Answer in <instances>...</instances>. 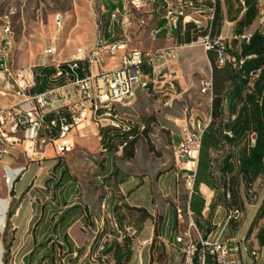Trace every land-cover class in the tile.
Returning a JSON list of instances; mask_svg holds the SVG:
<instances>
[{
  "label": "crops",
  "instance_id": "0c3cea01",
  "mask_svg": "<svg viewBox=\"0 0 264 264\" xmlns=\"http://www.w3.org/2000/svg\"><path fill=\"white\" fill-rule=\"evenodd\" d=\"M210 1L203 0L204 5L209 6ZM256 2L257 15L251 25L247 26L249 20L243 19L245 7L242 0H215L216 13L212 22L211 38L225 39L227 41L225 45L228 48L232 47V42H238V48L242 38L257 31L256 27L261 24V6L264 0H256ZM195 17L193 15L194 20ZM248 17L250 18V14ZM156 24L159 25L158 22ZM188 25L194 28L192 23ZM204 27L205 24L197 29H205ZM178 28H184V26L179 24ZM190 40L189 34L187 41ZM153 42L161 47L172 45V42L165 41L162 36ZM205 58L211 72L213 67H217L212 77L213 93L215 97H220L229 86L231 70L227 66H217L215 51L206 52ZM166 85L162 84L160 87H151V89L155 90L156 94L162 93ZM90 127L98 143L91 138H81L77 143L80 147L91 144L94 147L97 146V153L104 159V168L96 177L93 186L96 187L100 177L112 182L113 186L98 203L99 210L95 214L91 212L90 205L73 202L62 208L63 212L73 206L78 207L74 215L66 217L65 226H58L52 233L59 216L51 214L41 217V223L48 224L43 231L41 226L34 230L35 238L41 232L43 233L41 240L44 237H51L52 233L61 245H64L63 236L66 235L67 243L63 249L70 250V253L64 257L63 263L66 261V264H89L86 261L87 257L99 256V258L109 257L112 264H181L182 256L175 245V238L190 230L192 235L199 234L210 242H213L221 232L219 241L227 246L229 254L234 253L232 248L237 244L247 250L237 254L236 259L239 264H264V174L255 177L253 171L244 170L240 166L241 148L245 144H248L247 148L252 146L254 135H246L233 147H226L225 150L228 152L218 163L220 166L221 161L225 157L228 158L227 163L222 165L229 167L222 178L225 185L218 190L222 196L219 194L214 196L215 193L203 184L198 186V193L193 195V189L190 192L184 185L185 172L177 168L173 152L171 157L162 154L155 160L156 162H151L149 157L154 155L152 143H149L152 150H149L148 146L144 150L138 147L140 142L138 139L131 150L126 148L123 154L122 149L119 150V139L107 138L102 144L99 131L93 125ZM148 134L149 132L147 136ZM183 137L182 140H167L165 148L176 149L180 143L185 142L184 134ZM144 140L147 142L145 138ZM50 152L53 151L47 150L35 159L41 161ZM128 152L133 155L132 158H127ZM21 153H24L23 145L12 147L9 156L5 157L0 164L2 168L25 169L14 184L18 187L22 183L21 188H23L34 182V177L42 169L32 174L34 164L26 167L25 162L22 164L17 162ZM245 154L246 157L248 153L245 152ZM210 155L213 159L218 156L213 152ZM142 159H144L143 162ZM31 161L34 162L33 159ZM146 161L149 162V167H157L154 170L145 169ZM126 168L140 169V172L131 174L126 171ZM150 173L154 176L153 180ZM215 175L218 177L217 173ZM70 184V181L65 182L58 193L64 196L66 190L70 189ZM224 194H229L231 200L227 201ZM72 197L71 195L70 198ZM0 205H4L1 200ZM232 205L240 209L241 217L238 222L232 221L224 225L227 210ZM28 206L31 204L23 205L22 202L11 219L14 229L21 228L25 233L33 217L28 212ZM6 212L5 207L0 209L2 227H4ZM112 225L113 228L109 232V226ZM87 231H90L92 236L86 248V256L83 257L81 247L87 241ZM0 232L2 233V229ZM2 255L3 246L0 235V264H3ZM205 264H215V262L211 256H207Z\"/></svg>",
  "mask_w": 264,
  "mask_h": 264
},
{
  "label": "built area",
  "instance_id": "2783aa9c",
  "mask_svg": "<svg viewBox=\"0 0 264 264\" xmlns=\"http://www.w3.org/2000/svg\"><path fill=\"white\" fill-rule=\"evenodd\" d=\"M184 4H193V11L188 15L176 13V6ZM215 8V0H211L209 6H205L203 0H162V4H155L153 0L152 8H143V0H134L133 4L115 0V6H109V9L102 5L90 51L68 62L54 64V74L48 77L32 67L13 65L10 59L14 47V42L10 40L12 32L8 25L5 26L0 49V162L9 156L12 147L19 145H23V151L29 159L37 158L47 150L65 156L74 149L72 133L91 125L97 130L109 128L123 133H127V128H134L137 135L141 134L144 126L135 128L129 122L127 126L113 125V117H120L114 111L107 113L111 115V122H98V116H95L96 106L115 101L122 103L125 108L131 105L133 90L146 89V94H149L151 87L157 84H168L170 91H173L169 76L176 64L178 49L202 47L205 52L215 50L218 67H223L227 62L233 64V60L224 54V47L219 42H209ZM194 13L210 17V29H197V23L193 22ZM155 14L166 19V26L153 34L152 41L162 36L165 41L172 42V45L133 48L130 34L134 27H130V18L138 17L137 29L144 30L154 21ZM174 16L184 18V28H176ZM103 17H106V32L103 29ZM190 23L194 25V29L190 33L191 40L185 42V28ZM202 33L205 35L202 36ZM249 37L250 35H246L243 38ZM38 87L43 89L37 93L35 90ZM200 93L213 100L212 78L201 83ZM171 103L172 99H168L163 105L170 107ZM190 123L195 126L196 134H191L187 126H184L185 142L180 143L173 154L177 168L185 172L184 185L191 192L200 139L207 125L194 124L192 120ZM226 135L229 136V133ZM123 146L125 144L119 150ZM24 170L4 167L5 184L12 187ZM232 221L236 222L233 205L227 210L224 225ZM220 235L221 232L213 242L199 234L192 235L190 230L176 236L175 245L182 256L181 264H205L206 255L211 256L215 264H239L237 254L247 250L237 244L233 254H226L227 246L220 243Z\"/></svg>",
  "mask_w": 264,
  "mask_h": 264
},
{
  "label": "rangeland",
  "instance_id": "374dc122",
  "mask_svg": "<svg viewBox=\"0 0 264 264\" xmlns=\"http://www.w3.org/2000/svg\"><path fill=\"white\" fill-rule=\"evenodd\" d=\"M105 1L107 0H0V49L2 48L3 29L8 25L12 32L10 38L14 42L10 59L15 67H32L36 72L41 73L45 66H49L47 69H53L52 66L56 63H65L81 54L86 55L94 44L96 20L100 8L104 5L109 9L111 5L110 1L107 3ZM155 4L162 3L157 0ZM152 7L153 1L148 2L145 8ZM153 16L154 21L147 25L145 30L137 29L138 17L132 18L134 29L131 30L130 37L133 48L161 47L152 41L151 32L160 18L157 14ZM204 17L206 15L201 14L196 16L195 20L203 25ZM105 21L106 17H103L104 32H106ZM256 28L264 31V3L261 6V24ZM211 41L219 42L222 47H225L227 42L223 38H210L209 42ZM205 53L202 47L178 49L177 61L169 76L173 91H170V85L167 84L162 93L156 94L152 89L149 94L140 92L131 105L125 108L116 107L118 116L135 128L144 125L148 127V136L144 133L138 134L140 140L138 147L146 150V146L152 143L154 155L149 157L151 162H156L155 160L159 159L162 154L171 157L173 150L165 148L166 142L169 139L182 140L183 134L185 136L184 126H187L191 134H196L195 126H191L190 120L201 126L208 125L211 120L212 101L209 96L200 93V86L204 80L214 76L217 67H213L211 72ZM168 99H172L171 106L164 107L163 104ZM8 101L12 102V100ZM221 111V119L228 121L230 117L225 102L222 104ZM90 128L88 126L72 134L74 135V149L65 156L50 152L41 161L32 157L34 160L32 162L25 153H21L17 162L21 164L25 162L26 167L34 164L32 174L42 169L34 177V182L27 187L21 188L22 183L18 187L14 184L12 187L6 185L4 171L0 164V200L4 202L3 206L0 205V209L5 207L8 211L12 207H19L22 202L23 205L30 203L28 212L33 216L26 233L21 228L14 229L12 225L6 229V214L4 227H2L3 222L0 221V231L2 229V233L4 230L7 232L6 244L9 248L7 264H26L23 255L43 240L40 239L42 232L37 235V238L33 234L42 216L62 212L64 206L73 202L90 205L93 214L99 210L98 203L113 183L100 177L96 187L93 186L96 177L104 168V159L97 153V146L94 147L91 144L80 147L77 143L81 138L95 139L98 143L97 137H94ZM227 152L224 150L222 155L214 157L215 168ZM148 163L146 161L145 169L154 170L157 167H149ZM57 164L58 168L55 167ZM63 170H66L71 182L70 189L66 190L64 196L58 193V189L54 191L53 188V185L59 181ZM126 171L132 174L140 172V169L126 168ZM150 174L153 180L154 176ZM46 181L50 183L49 189L44 185ZM216 194L219 192L214 196ZM71 195L72 198H70ZM112 228L113 225L109 226V232ZM87 232V241L81 247L83 257L86 256V248L92 236L90 231ZM2 233L0 232L1 242ZM50 235L52 236V233ZM86 261L89 264H112L109 257H87ZM62 263L57 262V264ZM63 264H66V261Z\"/></svg>",
  "mask_w": 264,
  "mask_h": 264
},
{
  "label": "trees",
  "instance_id": "16d2710c",
  "mask_svg": "<svg viewBox=\"0 0 264 264\" xmlns=\"http://www.w3.org/2000/svg\"><path fill=\"white\" fill-rule=\"evenodd\" d=\"M245 7L244 18L247 26L251 25L252 20L257 15V2L256 0H242ZM216 13V8H215ZM250 14V18L248 17ZM215 19V14L213 21ZM212 21V22H213ZM213 24V23H212ZM211 24L210 38L213 25ZM190 25L185 28V42L188 35L193 31ZM202 36L205 33L201 34ZM238 42H232V47H224V54L233 60V64L225 63L223 67H229L231 76L229 79V86L225 93L220 97H213L211 102L210 122L204 129L201 139L200 148L198 153V163L196 168L195 180L193 185V195L197 194L198 186L205 185L214 193L219 192L224 185L225 181L222 179L223 175L227 172L226 165L228 158L225 157L220 166L214 167L215 161L211 157V153L218 156L222 155L226 147H233V145L242 137L246 135H254L252 146L247 148L245 144L241 148L240 166L244 170H251L256 176L264 174V31L257 30L250 35L248 39L242 38L237 48ZM215 51V50H213ZM211 52V51H210ZM44 76H52L54 69L44 68L41 70ZM43 87L38 88L36 91H42ZM226 103L227 112L230 117L228 121H223L222 118V104ZM148 127L144 125V133L147 135ZM99 131L101 142L104 140L119 139V146L122 147V153L125 149L134 146L138 139L137 130L134 129L130 133L114 132L109 128H102ZM230 134V137L226 135ZM131 138V139H130ZM149 150L152 148L148 145ZM116 149V148H114ZM245 152L247 156L245 157ZM131 153H127V158H132ZM58 164L55 166L58 168ZM63 170L58 182L53 185L54 191L59 190L61 186L69 181V176ZM218 174V177L215 174ZM49 189L50 183L48 181L44 184ZM222 196V194H219ZM225 195V194H224ZM77 206H73L64 210L62 213H55L53 216L58 215L57 222L52 229L60 226H65V219L67 216L74 215L77 211ZM18 207H12L6 212V229L10 228L11 219L16 213ZM60 214V215H59ZM48 224L41 223V219L36 227L44 230ZM35 229V230H36ZM34 234V231H33ZM7 232L4 230L2 233V244L4 253L2 255V263L8 262V244H6ZM64 245L67 243L66 235L63 236ZM57 242L54 234L49 238H43L41 242L32 247L29 253L23 259L26 264H57L62 263L65 256L70 253V250L64 251L63 246ZM209 255H206V258ZM205 258V259H206ZM60 259V260H58ZM62 259V260H61ZM63 264V263H62Z\"/></svg>",
  "mask_w": 264,
  "mask_h": 264
},
{
  "label": "bare ground",
  "instance_id": "6f19581e",
  "mask_svg": "<svg viewBox=\"0 0 264 264\" xmlns=\"http://www.w3.org/2000/svg\"><path fill=\"white\" fill-rule=\"evenodd\" d=\"M111 2V5L109 6H115V0H107ZM153 0H143V8L146 7L148 2H151ZM157 1V0H155ZM162 3V0H159ZM134 0H125V4H133ZM193 11V4H184L182 6H176V13H180V15H188V13ZM201 13H194V16H200ZM132 18H130V27L133 26ZM205 29H210V17H204L203 18ZM193 22L197 23V27H200L201 22H198L197 20L193 19ZM159 25L156 24L154 29L151 32V35L153 37V34L158 33L160 30L165 28L166 26V19L163 17L159 18L158 21ZM182 24L184 26V18L182 16H174V25L176 28H178V25ZM153 25V24H152ZM139 26V19L137 20V27ZM146 28V27H145ZM144 28V30H145ZM11 40V38H10ZM12 42V40H11ZM162 84L153 85L152 87H160ZM139 92H146V89H136L131 92V104L137 99ZM122 106V103H115V101H108V103H101L96 106L95 108V116H98V122H111V115L107 114L111 111L116 112V107ZM164 107H167L169 105H163ZM113 125H120V126H127V121L123 120L120 117H113ZM132 131V128H127V133H130ZM119 133H123V131H116ZM230 135V134H229ZM0 146H2V137L0 136ZM121 150V149H120ZM10 187V185H8ZM226 199L229 198V201L231 200V196L229 194H226ZM241 217V211L238 207L235 206V218L236 222L239 221ZM234 251V247L232 248ZM226 254H229V250L226 247Z\"/></svg>",
  "mask_w": 264,
  "mask_h": 264
}]
</instances>
